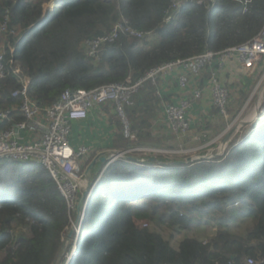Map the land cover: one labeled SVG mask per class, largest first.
Instances as JSON below:
<instances>
[{
	"label": "trees",
	"instance_id": "1",
	"mask_svg": "<svg viewBox=\"0 0 264 264\" xmlns=\"http://www.w3.org/2000/svg\"><path fill=\"white\" fill-rule=\"evenodd\" d=\"M50 1L0 0V26L8 17L7 33L0 34L6 68L0 110L10 111L8 125L22 120L20 100L12 97L22 82L11 62L29 79L32 102L49 107L65 89L135 81L162 64L245 43L264 25V0L184 4L170 21L169 0H55L62 5L45 12ZM121 18L137 31L157 34L156 48L138 53L147 38L121 35L103 48L99 63L86 58L80 44ZM229 145L220 157L190 164L111 163L91 193L81 244L69 261L62 246L73 213L49 173L0 160V264H264V116L245 140ZM143 221L172 233L211 226L213 234L184 237L174 248L157 231L142 228ZM247 221L242 233L235 231Z\"/></svg>",
	"mask_w": 264,
	"mask_h": 264
},
{
	"label": "built area",
	"instance_id": "2",
	"mask_svg": "<svg viewBox=\"0 0 264 264\" xmlns=\"http://www.w3.org/2000/svg\"><path fill=\"white\" fill-rule=\"evenodd\" d=\"M36 1V0H31ZM170 6L166 21H170L182 8L184 4H202L203 0H169ZM55 6H60V2H51ZM248 3V2H246ZM48 11V10H44ZM6 16L0 26V34L7 33ZM12 34H15L12 32ZM121 35H126L131 39L143 41L153 35L152 32H140L133 29L126 20L119 19L112 24L110 31L105 34L85 39L79 50L93 63L97 64L101 60V52L106 45L114 44ZM14 67V74L21 80V90L12 94L13 98L20 100L18 112L22 120L18 123L7 124L10 122V111L0 110V160H8L21 164H32L43 167L52 178L57 189L64 199L67 209L77 213V206L81 192H85L88 182L82 170V163L88 156L89 151L85 147L74 149L69 144V134L71 124L87 119L90 112L97 107L111 104L113 111L122 125V135L126 140L131 141L133 134L126 115V108L132 105V98L138 94L147 84L156 86L161 77L172 73H177V86L180 90V97L176 103L163 101L162 108L165 116V125L169 133L174 137V141L179 149L162 150L156 148L133 147L125 151H111L107 155L106 165L123 160L136 158L141 160L166 159V164L176 163L190 158L213 159L220 157L242 131L246 130L244 138L251 131L253 123L261 117L258 116L264 98L258 106L256 99L264 94V25L259 33L251 40L238 46L226 48L220 52L206 51L202 54L168 62L150 69L143 77L132 81L127 78L120 84H108L95 89H65L58 100L49 107H40L29 98L27 87L29 79L24 77L20 67L11 62ZM236 64L238 66H236ZM236 69L256 83L250 96L245 101V105L235 115L232 111L239 105L235 99L245 91H235L228 87L225 73L228 69ZM6 76L4 66V47L0 44V80ZM204 80V82H202ZM245 89V85L241 83ZM210 92L212 106L216 110V117L211 121L204 120L202 126L210 124L218 126L223 124V129L213 135L202 145L201 142L210 137L212 130L203 129L192 141L198 144V148L187 149L181 147L183 140H187L191 130V120L189 113L193 105L200 101L204 89ZM235 93V95H234ZM156 94L160 98L159 88ZM239 100V97H238ZM237 100V101H238ZM254 107L249 122L240 123L242 117L247 115ZM252 115L254 117L252 118ZM5 123L6 127H2ZM240 123V124H239ZM239 125V128H237ZM225 127V128H224ZM239 129H242L241 131ZM224 130V131H223ZM21 132L30 135L28 142H20L16 136ZM226 147L222 149V144ZM219 153V154H216ZM199 154V155H198ZM203 154V155H202ZM165 163V162H164ZM86 172V171H85ZM103 171L98 174L99 177ZM99 178L94 181L89 188V193L85 199L82 217L78 221L79 227L83 222L85 209L90 199L91 192L96 188ZM232 264V263H230ZM240 264H255L252 259H245Z\"/></svg>",
	"mask_w": 264,
	"mask_h": 264
},
{
	"label": "crops",
	"instance_id": "3",
	"mask_svg": "<svg viewBox=\"0 0 264 264\" xmlns=\"http://www.w3.org/2000/svg\"><path fill=\"white\" fill-rule=\"evenodd\" d=\"M55 7V4L48 2L44 5V10H52ZM158 43V35L153 34L143 42H140L135 50L138 53L149 52L156 48ZM236 66L238 65L236 64ZM177 78V73L163 76L159 79L157 87L149 85L151 87L142 89L138 94L133 96L132 105L126 108V115L133 134V141L131 142L123 137L121 132L122 125L115 115L111 104L97 107L90 112L86 120L73 122L71 124L69 134L70 146L74 149L85 147L89 151L88 156L82 163V170L84 173L94 159L103 153L108 154L111 151L121 152L133 147L156 148L162 150L179 149L178 146L180 145L175 143L174 137L167 130L162 108L163 101L176 103L177 99L180 97V90L176 82ZM225 79L227 80L228 87L236 92L244 89L241 83L246 87L251 83V80L244 77L239 70L232 68L228 69L225 73ZM202 82H204V80H202ZM156 88H159L160 98L156 94ZM263 95L262 93L257 98L256 106L261 101ZM251 109L252 110L245 116V121L249 120L254 107ZM262 112L264 114V109ZM215 117L216 110L212 106L210 92L205 88L202 99L193 105V109L189 113L191 130L188 135L189 138L183 140L181 147H191L192 150L198 148V144L192 141V139L203 129H207L208 131L212 130V132H215L213 135L217 134L218 131L220 132L223 128V124L218 126L208 124L206 128L205 125L202 126L201 124L204 120L211 121ZM253 117L254 115H252V118ZM31 137L27 133L21 132L16 136V139L25 143L30 141ZM212 137L213 136L206 138L199 145H202ZM159 161L166 163V159H159ZM107 167L106 162L103 164L96 163L90 172L91 182H93L92 180L100 179ZM102 171L103 173L99 177L98 174ZM81 196H79V199Z\"/></svg>",
	"mask_w": 264,
	"mask_h": 264
},
{
	"label": "rangeland",
	"instance_id": "4",
	"mask_svg": "<svg viewBox=\"0 0 264 264\" xmlns=\"http://www.w3.org/2000/svg\"><path fill=\"white\" fill-rule=\"evenodd\" d=\"M255 84L256 83L253 81V83H250L248 87L245 86V90L243 89V91L246 92V96H247L246 99H248V97L250 96L253 88L255 87ZM234 95H235V93H234ZM238 97H239V100H238ZM238 97L235 99V103L237 104V102H239V105H237L236 109H234L232 111V113L234 112L235 115L237 114L238 110L240 111L242 109V107L245 105V101H246V100L245 101L242 100L240 93H239ZM263 109H264V103L262 104V107H261L260 111L258 112V116L257 117L262 116ZM250 110H252V109H250ZM237 128H239V125H238ZM239 130L241 131L242 129H239ZM213 133H215V132H213ZM213 133L211 134V136H213ZM245 133H246V130L242 131V134L238 135V139H241L242 137H244ZM225 147L226 146H223L221 151H223V149ZM228 147H227V149H228ZM187 149H192V148L189 147ZM81 195H83V192L80 193V196ZM82 212H83V206L80 209L79 213L73 212V217L71 218V222H70L69 228L66 230V232L64 234L65 238L63 240V246L62 247H63V251H64V254H65L64 256L66 257L67 261H69L70 256L74 253V251L76 250L77 246H79L81 244V240H82L81 239V236H82L81 235V227H79V223H77V222L82 217ZM248 225H250L249 221L245 222L244 225L241 224V225L235 227V231L238 232V233H242L244 231V229L246 228V226H248ZM141 227L145 228V229H148V230L157 231L158 233H160L163 236V238L169 240L171 245H172V247H174V248L177 247L178 243L184 237L196 238V239H200L201 240V239L208 238V237H210L213 234V228L211 226H204V225L198 226V227L193 225V226H191L190 229H188L187 231L181 232V233H172L171 231L168 230V228L163 227V226H157L154 222L149 223V222L143 221V222H141ZM15 231H16V229H15ZM0 258H1V256H0Z\"/></svg>",
	"mask_w": 264,
	"mask_h": 264
},
{
	"label": "water",
	"instance_id": "5",
	"mask_svg": "<svg viewBox=\"0 0 264 264\" xmlns=\"http://www.w3.org/2000/svg\"><path fill=\"white\" fill-rule=\"evenodd\" d=\"M130 160H134V161H143V160H141V159H136V158H130ZM199 160H203V159H198V160H191L190 158H187V159H184V160H181V161H179V162H176V163H171V164H176V165H179V164H190V163H192V162H196V161H199ZM107 161V155L105 154V153H103V154H100L98 157H96L95 159H94V161L88 166V168H87V170H86V172H85V178H86V180H87V182H88V186H87V189H86V191L84 192V194L81 196V198L79 199V202H78V206H77V213H79L80 212V209H81V206H82V203H83V199H84V197L86 196V194H87V192H88V190H89V188H90V186H91V176H90V172H91V170H92V168L94 167V165L96 164V163H105ZM151 162H156V160H153V159H151L150 160ZM170 164V163H169ZM170 164V165H171Z\"/></svg>",
	"mask_w": 264,
	"mask_h": 264
},
{
	"label": "clouds",
	"instance_id": "6",
	"mask_svg": "<svg viewBox=\"0 0 264 264\" xmlns=\"http://www.w3.org/2000/svg\"><path fill=\"white\" fill-rule=\"evenodd\" d=\"M53 1L55 2V0H53ZM53 1H50V2H53ZM50 2H49V3H50ZM56 2H59V1H56ZM60 3H61V2H60ZM61 5H62V3H61ZM61 5H60V6H61ZM60 6H56L55 8L60 7ZM53 9H54V8H53ZM53 9H52V10H53ZM52 10H48V11H52ZM45 12H47V11H45ZM250 132H251V131H250ZM248 135H249V134H248ZM242 138H243V137H242ZM242 138H241V139H238V141H239V142H240V141H243V140H245L247 137L244 138V139H242ZM92 184H93V183H92ZM90 187H91V186H90ZM88 193H89V190H88L87 194H88ZM91 193H92V192H91ZM87 194H86V196H85L84 199H83V202H84L83 204H85V199H86V197H87ZM90 198H91V194H90ZM89 200H90V199H89ZM82 206H84V205H82ZM82 206H81V208H82Z\"/></svg>",
	"mask_w": 264,
	"mask_h": 264
},
{
	"label": "bare ground",
	"instance_id": "7",
	"mask_svg": "<svg viewBox=\"0 0 264 264\" xmlns=\"http://www.w3.org/2000/svg\"><path fill=\"white\" fill-rule=\"evenodd\" d=\"M263 98H264V95H263L261 101L257 104V106H258L259 104H261ZM256 100H257V99H256ZM245 116H246V115H244V116L242 117V120H241L240 123H242V124H246V123L249 122V120H248V121H245V120H244ZM226 142H227V140H225V142H224L225 144H222V147H223V146H226ZM220 151H221V149L218 150V152H220ZM216 154H218V153H216Z\"/></svg>",
	"mask_w": 264,
	"mask_h": 264
}]
</instances>
